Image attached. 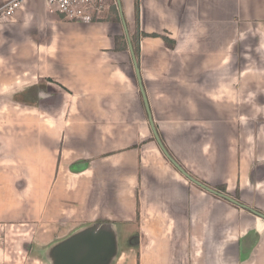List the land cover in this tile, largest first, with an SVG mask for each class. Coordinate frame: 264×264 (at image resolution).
I'll list each match as a JSON object with an SVG mask.
<instances>
[{"label": "crops", "instance_id": "1", "mask_svg": "<svg viewBox=\"0 0 264 264\" xmlns=\"http://www.w3.org/2000/svg\"><path fill=\"white\" fill-rule=\"evenodd\" d=\"M121 2L132 40L135 0ZM139 27L175 41H139L168 153L264 214V0H140ZM10 62L30 72L10 87L0 77V90L38 84L62 100L52 111L0 101L14 113L0 114V264H264V219L162 151L122 17L72 23L24 0L0 25V75ZM233 244L251 251L232 263Z\"/></svg>", "mask_w": 264, "mask_h": 264}, {"label": "water", "instance_id": "2", "mask_svg": "<svg viewBox=\"0 0 264 264\" xmlns=\"http://www.w3.org/2000/svg\"><path fill=\"white\" fill-rule=\"evenodd\" d=\"M117 4L120 10V14L122 17V22L126 31V35L128 37V41H129V48H130V52L132 55V59L134 62V66H135V71H136V76L138 79V82L140 84V89L142 91V95L144 97V101H145V105L150 117V121H151V125H152V129L154 131L155 137L162 149V151L164 152V154L166 155V157L170 160V162L174 165V167L184 176L186 177L189 181H191L193 184L199 186L200 188L204 189L205 191L214 194L220 198H223L225 200H227L228 202L242 208V209H246L249 210L251 213H253L254 215H256L257 217H260L262 219H264V214L238 202L235 198L225 195L221 192L216 191L215 189L201 183L200 181H198L197 179H195L194 177H192L167 151V149L165 148L164 144L162 143L158 132L156 130V127L154 125V121L152 119V115H151V110H150V105L148 103V98L146 96V92L144 90V86L142 83V76H141V72H140V67H139V63L138 60L136 58V54L134 51V46L132 43V40L130 38L129 32H128V27H127V23L126 20L124 19V14H123V9H122V2L121 0H117ZM9 99L10 101H12L13 103L19 104V105H26V106H38L42 111H52L55 109H58V107L61 104V100H62V96L59 93H55L52 92L51 90H49L47 87H45L44 85H38V84H31L26 86L24 89H22L19 92L13 93L11 95H9ZM93 254H96L95 252ZM106 254V253H105ZM92 260L93 257L91 256ZM59 264H62L61 262H59Z\"/></svg>", "mask_w": 264, "mask_h": 264}, {"label": "built area", "instance_id": "3", "mask_svg": "<svg viewBox=\"0 0 264 264\" xmlns=\"http://www.w3.org/2000/svg\"><path fill=\"white\" fill-rule=\"evenodd\" d=\"M24 0H11L0 7V25L11 21ZM48 11L67 22L94 23L101 21L109 9L108 0H46Z\"/></svg>", "mask_w": 264, "mask_h": 264}, {"label": "rangeland", "instance_id": "4", "mask_svg": "<svg viewBox=\"0 0 264 264\" xmlns=\"http://www.w3.org/2000/svg\"><path fill=\"white\" fill-rule=\"evenodd\" d=\"M29 69L28 68H17L16 66H15V63L14 62H10V63H8L7 64V66H6V69H5V71L3 72V73H1V75H0V77H1V79H3V78H7L8 77V82L7 81H3V83L2 84H4V85H6V87H10V85L11 84H14V83H16V81H18V75H19V77H20V75H22L24 72H27ZM28 72H30V70L28 71ZM0 82H2V81H0ZM1 85V84H0ZM1 87V86H0ZM21 87H18L17 89H20ZM1 94H3V96H1ZM5 94V95H4ZM9 95H11V92H7V94H6V92H3L2 90H0V101L2 102H5L4 104H6V100L8 99L9 100V104H8V106H9V108H10V106H11V104H12V102L10 101V99H9ZM0 106H2V103H1V105ZM12 106H14V105H12ZM2 111H4L3 112V114L2 115H4V121L8 118V117H10V116H12L14 113L12 112V109L11 110H8L7 108H1L0 107V114L2 113ZM0 122H1V117H0ZM249 241V244H253V246H254V244H255V238L253 237V236H251L248 240H247V242ZM251 242V243H250ZM11 244V243H10ZM240 244V243H239ZM239 244H237V245H234L233 244V251L231 250V254H230V256H229V254H228V252H229V250H228V252H227V250L222 254V257H223V261L226 263V261L228 260H225V258L227 257V256H229V258H230V262H232V263H235V262H237L238 260H239V258H241V261H242V258H243V256H245V255H248L249 254V252L251 251L250 250V248H244L243 249V245H245L244 244V242H242V248L240 249L241 251V254L240 255H237V251H236V249H239ZM31 249H32V247H30V249H28V251H31ZM121 250H122V252H124L125 251V248L124 249H122V246H120V248H119V251H118V254L119 255H121L122 253H121ZM25 252V251H24ZM14 256V255H13ZM221 257V258H222ZM236 257H237V261H235L236 260ZM15 258V257H14ZM228 258V257H227ZM198 259V258H197ZM197 259L196 258H193V256H192V264H208V263H206V261L203 259V258H200V260L199 261H197ZM18 260V259H17ZM194 260H195V262H194ZM117 258H115L114 259V264L115 263H117ZM227 263H229V262H227Z\"/></svg>", "mask_w": 264, "mask_h": 264}, {"label": "trees", "instance_id": "5", "mask_svg": "<svg viewBox=\"0 0 264 264\" xmlns=\"http://www.w3.org/2000/svg\"><path fill=\"white\" fill-rule=\"evenodd\" d=\"M135 17H136V33L132 36V43L134 46V51L136 54V58L138 60V63L140 61V37H154V38H162L166 45L169 46L170 48H174L175 47V41H173L172 39H170L167 36H163V35H159V34H141L140 33V0H135ZM103 20H115V22H121V16H120V12H119V8L117 7V5H113L110 9V11L108 13H106L104 15ZM116 43H117V50H126L124 47H121L119 45V39L116 38ZM6 104H9V101H6ZM12 105V104H11ZM221 192H223L224 194H227V189L226 187H221L218 188ZM236 198L239 199V195H236Z\"/></svg>", "mask_w": 264, "mask_h": 264}]
</instances>
